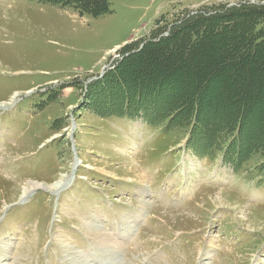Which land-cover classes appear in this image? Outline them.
Segmentation results:
<instances>
[{"label": "rangeland", "instance_id": "rangeland-1", "mask_svg": "<svg viewBox=\"0 0 264 264\" xmlns=\"http://www.w3.org/2000/svg\"><path fill=\"white\" fill-rule=\"evenodd\" d=\"M245 2L264 4L111 0L93 16L0 0V264H264L263 158L236 170L223 151L201 156L180 129L118 114L96 89L167 21ZM174 77L157 78L166 97L191 86ZM223 90L215 77L202 91L211 114H230ZM245 115L264 130V99ZM30 183L44 187L23 193Z\"/></svg>", "mask_w": 264, "mask_h": 264}, {"label": "trees", "instance_id": "trees-1", "mask_svg": "<svg viewBox=\"0 0 264 264\" xmlns=\"http://www.w3.org/2000/svg\"><path fill=\"white\" fill-rule=\"evenodd\" d=\"M50 2L72 5L93 16L111 10V0ZM167 23L169 27H158L138 50L129 51L105 77L97 80L96 89L110 96L111 106L118 114L132 117L143 112L148 124H161L164 132L180 129L184 139L188 136L189 148L201 156L223 151L221 158L236 170L256 155L264 162V130L256 133L254 123L247 126L245 115L253 103L264 99V4L223 5ZM165 30L167 35H162ZM122 73L134 80H125ZM159 76L186 79L191 86H183L178 94L174 91L166 97L157 81ZM215 77L226 87L219 92L221 97L233 101L230 114H211L206 108L202 91ZM95 96H100L98 91L93 105ZM122 99L124 104L116 106ZM195 134L202 141L193 142ZM233 145H237L239 153L233 154ZM242 148L246 154L241 157ZM259 183H264V173Z\"/></svg>", "mask_w": 264, "mask_h": 264}, {"label": "bare ground", "instance_id": "bare-ground-1", "mask_svg": "<svg viewBox=\"0 0 264 264\" xmlns=\"http://www.w3.org/2000/svg\"><path fill=\"white\" fill-rule=\"evenodd\" d=\"M67 183L68 182L66 180H63V178H60V180H58L57 182H54L53 184H48V188L51 189L53 192L59 193V190L62 191V189L66 186ZM38 187H44V184L30 183L28 187L27 186L24 187V192L23 193L26 194L29 190H31V189L35 190V188H38Z\"/></svg>", "mask_w": 264, "mask_h": 264}]
</instances>
